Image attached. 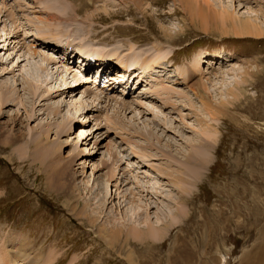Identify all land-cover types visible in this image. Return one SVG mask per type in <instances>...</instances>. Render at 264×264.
Instances as JSON below:
<instances>
[{
  "label": "rangeland",
  "instance_id": "1",
  "mask_svg": "<svg viewBox=\"0 0 264 264\" xmlns=\"http://www.w3.org/2000/svg\"><path fill=\"white\" fill-rule=\"evenodd\" d=\"M0 2V20L14 19L13 27L0 24V88L11 95L0 102V264H252L264 244V36L223 34L213 18L192 24L172 0L7 2L17 10ZM209 2L258 19L264 31V0ZM51 9L64 22L51 27ZM203 24L211 30L202 31ZM49 31L67 33L80 50L134 56L132 89L99 99L78 56L31 54L29 46L47 41ZM11 32L18 43L8 41ZM157 54L162 58L144 74L139 66ZM33 65L43 69L36 79ZM246 70L259 74L247 79ZM22 74L38 87L36 97L22 86ZM198 83L212 104L225 103L219 122L192 92ZM191 155L209 159L204 171L185 162ZM164 170L183 175L193 191L181 194ZM176 212V224L159 240L148 230L142 241H127L124 232L111 245L101 232L135 225L145 231L159 215Z\"/></svg>",
  "mask_w": 264,
  "mask_h": 264
},
{
  "label": "bare ground",
  "instance_id": "2",
  "mask_svg": "<svg viewBox=\"0 0 264 264\" xmlns=\"http://www.w3.org/2000/svg\"><path fill=\"white\" fill-rule=\"evenodd\" d=\"M6 1V0H5ZM173 2H174V4H178L179 6H183L182 8H184L185 9V13H187V16L189 17V20H190V22L193 24V23H195L196 21H198V19L199 20H201V22H206V21H208V19H211V18H213L212 20H213V22H214V24L216 25V27L215 28H218L219 30H221V31H219L218 29H216V30H218L219 32H222L223 34H234L235 36H237V37H257V38H260L261 36L263 37L264 36V31H263V27H261L260 26V24H258V19H254V20H252V17H249V18H245L244 19V17L243 18H241L240 16H236L235 15V13H232L228 8H226V7H222V8H218V10H216V8L214 9L211 5H210V2H209V0H172ZM4 2V1H3ZM144 2H150L151 4H153V5H155L156 4V0H140V3H139V5H141L142 6V4H144ZM178 2V3H177ZM4 3H6V2H4ZM3 3V4H4ZM142 3V4H141ZM195 7H197V9H195ZM11 8V7H10ZM140 8V7H139ZM74 9V8H73ZM46 10V9H45ZM44 11V10H43ZM188 11V12H187ZM196 11H199V12H196ZM10 12V11H9ZM12 12V11H11ZM82 12V11H81ZM14 13V12H13ZM54 12L52 11V9H51V14H50V20H51V22H50V24H51V27L53 26V22H64L62 19H60L59 18V16H57L56 14H53ZM68 13V12H67ZM174 15L176 14V11L173 13ZM213 14L215 15L214 17H213ZM163 15L161 14L159 17H162ZM19 19V18H18ZM49 19V18H48ZM38 20L40 21L41 19H39L38 18ZM46 20H47V18H46ZM45 20V21H46ZM66 20V19H65ZM37 21V20H36ZM45 21H43V23L45 22ZM31 23V22H30ZM35 23V22H34ZM67 23V22H66ZM33 24V23H32ZM31 24V25H32ZM40 24V23H39ZM39 24H37V25H39ZM210 24H212V23H210ZM209 24V25H210ZM47 25H48V22H47ZM43 26H44V24H43ZM42 26V27H43ZM62 26H64V24H62ZM212 26V25H211ZM211 26H208V25H205V24H203L202 26H201V30L202 31H204V32H209L210 30H211ZM45 27V26H44ZM44 27L42 28V29H44ZM47 27V26H46ZM49 27V26H48ZM50 27V28H51ZM61 27V26H60ZM66 27V26H65ZM39 29H41L40 27H39ZM213 29V28H212ZM29 30V29H28ZM45 30V29H44ZM43 30V31H44ZM60 30V29H59ZM59 30H58V32H59ZM42 31V32H43ZM51 31H54V30H51ZM51 31H49L50 33H51V36H50V34H47V32H46V34L45 35H40L39 36V38L41 37V38H43L44 36H47V35H49L50 36V38L49 37H47V38H45V40H47V41H45L44 42V38H43V41H39V39H38V42H37V40L35 41V46L33 45L32 47H31V45L29 46V51L31 52V54H33V55H37L39 52H41V51H39L40 49L42 50V49H44L45 51H53L52 53L53 54H55L56 52H58V51H60V50H63L62 49V45L63 44H65L66 46H65V50L67 49V47L69 46V44L71 43V41L69 40V42L70 43H64V37L67 35V33H64L63 32V34L61 33V35H60V33H59V35H58V33H57V31L55 32V33H53V32H51ZM25 33V32H24ZM15 34H17V33H15ZM27 37L26 38H28L29 36H30V34L29 35H26ZM170 40L171 39H173V37H170L169 38ZM9 40V39H8ZM51 40V42L53 43L51 46H49L48 45V41H50ZM7 42V41H6ZM34 42V41H33ZM20 44V43H19ZM58 48V49H57ZM78 49V48H77ZM82 49V48H81ZM76 50V49H75ZM79 52V54L80 55H78V58H81V57H83V59L81 60V62H85V64H86V61H85V59L84 58H87L88 56H89V54H92L95 58H102V59H111V60H115V63H117L118 64V66H114V67H109V69L111 70V72H112V76H113V74H114V72L117 74V72L118 71H121V72H123L122 73V75L120 76L119 75V77H120V79H117V77H114V81H116L117 83H119L120 82V84H121V86L123 87V86H126V87H128V85H129V75L132 73H134L135 72V68L134 67H137V65H139L138 64V62H137V60H135V58L134 57H132V58H130V60L128 59V61L126 60V61H123L122 59H116V58H113V55H111L110 53H107V52H103V51H97V50H95V49H87V50H84V49H82V50H79L78 51ZM28 53V52H27ZM42 53V52H41ZM72 54H73V57L75 56L76 57V53L77 52H71ZM69 55V54H68ZM56 57V56H55ZM165 57V56H164ZM162 58V55L161 54H157V56H155V57H153L151 60H149L148 61V59H146L145 60V64L143 65V61H144V59L142 60V65L143 66H139L141 69H143L142 71H143V73L144 72H147V73H150L149 72V70H151V68L153 69L154 67H153V65H155V64H157V61H159L160 59ZM168 58V56H166L165 57V59H167ZM69 59V56H67V58H66V60H68ZM74 59V58H73ZM124 59V58H123ZM19 60V59H18ZM49 60V59H48ZM64 60V59H63ZM63 60H60V59H58V62H60V61H63ZM53 61H55V59H54V57H53ZM52 61V57H51V63H55V64H57V62L55 61V62H53ZM19 62V61H18ZM21 62V61H20ZM23 62V61H22ZM64 62V61H63ZM81 62H80V64H81ZM60 63H62V62H60ZM67 64V63H66ZM20 66V64L18 65V67ZM88 66H90V65H88ZM133 67V68H132ZM25 68V67H24ZM23 68V69H24ZM69 69V68H68ZM90 68H86V70H89ZM41 70H43L42 69V67H38L37 65H33V66H31V68H30V70H28L29 71V75H31L32 77H35L34 79H36V77L38 78V76H39V74H41ZM66 70V69H65ZM128 71V72H127ZM130 71V72H129ZM24 72V71H23ZM188 78H190L193 74H194V72L192 71V70H188ZM85 73L86 74H84L83 75V78H84V80H85V82H86V80H88L89 81V83H92V78H91V75H89L86 71H85ZM25 74H26V72H25ZM24 74V75H25ZM118 74H121V73H118ZM129 74V75H128ZM145 74V73H144ZM244 74L247 76V77H245V78H247L248 79V77L249 78H252V77H257L258 76V71L257 72H255V71H250V70H246L245 72H244ZM89 75V76H88ZM28 76V75H27ZM26 76V77H27ZM136 76H138V75H136ZM24 76H23V74H22V77L21 78H23ZM30 77V76H29ZM125 77H127L125 80H124V78ZM27 79H28V77H27ZM34 79H32V81L34 80ZM191 79V78H190ZM21 80H24V82L23 81H21L22 82V86H24V87H26V86H29V85H33L34 83L32 82V84L28 81H25L26 80V78H23V79H21ZM30 80V79H29ZM159 80V79H158ZM157 80V81H158ZM242 81V80H241ZM247 82H249L248 80H246V81H244V82H241V83H247ZM4 83V82H3ZM3 83H1V84H3ZM88 83V82H87ZM160 83V85H159V87H161L162 86V81L161 82H159ZM4 84H6V83H4ZM119 84V85H120ZM156 84V83H155ZM240 84V83H239ZM238 84V85H239ZM108 85V86H107ZM111 85H113V84H106V87L108 88V89H110V90H114L115 89V86H116V84L115 85H113V86H111ZM118 84H117V87H116V89L118 88V86H119ZM164 85V84H163ZM2 86H5V85H1V88L0 89H2V90H0L1 92H0V95H3L1 98H0V102H1V104H2V106L5 104V103H7V101H9L10 100V97H11V95H10V97L8 96L9 95V90H6L7 89V87H3L2 88ZM76 86V85H75ZM158 86V85H157ZM156 86V87H157ZM71 87H73V85L72 86H70V88ZM29 88V91L30 90H32V91H34L35 90V92H32V95L31 96H33V97H36V91L38 90V87H35V86H29L28 87ZM68 88V87H67ZM66 88V89H67ZM69 88V89H70ZM91 89H92V91L94 90V91H96V90H98V91H100L101 93H100V95H98V94H96V96H97V98H99L100 99V97H101V95H103L104 94V92H102L101 90H103L104 91V87L103 88H101V87H96L95 85L94 86H92V87H90ZM139 88V87H138ZM137 88V89H138ZM25 89V88H24ZM96 89V90H95ZM107 89V90H108ZM161 89L162 90H165V88L164 87H161ZM167 89V88H166ZM208 88L205 86V84L204 83H198V84H195L193 87H191V90H192V92H194V94L196 95V97H198V99L200 100V102H201V104H202V107L204 108V111H206L205 113H208V115H210L211 116V118H213V119H217V122H219L218 121V119L220 118V117H225V116H227V113L226 112H228V111H226V110H224V109H222V108H220V107H223L224 105H225V103H220L219 105L220 106H217V105H214V104H212L211 103V101H210V99H209V95H208V91H206ZM6 90V91H5ZM232 90V89H231ZM5 91V92H4ZM58 92H60V91H57L55 94H57ZM108 92V91H107ZM107 92H105L107 95H108V93ZM234 92H235V90H234ZM31 93V92H30ZM51 94L52 92L51 91H49L48 92V94ZM96 93H99V92H96ZM152 93V92H151ZM240 93H242V92H240ZM90 95H92L93 93H89ZM237 94H239V93H237ZM52 95V94H51ZM50 95V96H51ZM28 96V95H27ZM43 96V95H42ZM33 97H31V98H33ZM170 97V96H169ZM29 98V97H28ZM94 98V97H93ZM235 98H236V95H235ZM31 100V99H30ZM170 100V99H169ZM236 100H240V98L239 97H237L236 98ZM32 102V101H31ZM53 109V108H52ZM54 111V115H56L59 111H58V108L57 109H55V110H53ZM59 114V113H58ZM233 118V117H232ZM231 118V119H232ZM233 120H235L236 122H237V119H233ZM203 129V128H202ZM48 131H50L49 129H48ZM47 131V132H48ZM207 130H202V132H206ZM209 131H207L206 133H208ZM83 136H85V135H82L81 137H83ZM34 148H35V146L38 144H40L39 143V140H35L34 142ZM153 144V143H152ZM152 144H150L149 145V142H148V146H152L153 147V145ZM144 146V145H143ZM147 147V146H146ZM37 148V147H36ZM35 148V149H36ZM145 148V147H144ZM143 148V149H144ZM38 149V148H37ZM140 150H142V148L140 149ZM144 151H146V148H145V150ZM192 154H195V153H192ZM147 155V154H146ZM167 156V155H166ZM206 156V155H205ZM49 157V156H48ZM143 157V156H142ZM168 157H169V155H168ZM167 157V158H168ZM144 158V157H143ZM148 158V157H147ZM172 157H170L167 161H169L170 159H171ZM146 159V158H145ZM144 159V160H145ZM174 161H176V160H174ZM173 161V162H174ZM51 162V161H50ZM171 161H169L168 163H170ZM185 162L186 163H189L190 165H193L194 167H197V166H201L200 167V172H202V171H204L203 169L205 168L206 169V165L208 164V162H210L209 161V159H203V161L202 160H200V159H195L192 155L188 158V160H185ZM175 163H178V161H176ZM58 165V164H57ZM167 167H169V168H167V169H172L171 168V164H167L166 165ZM179 166V165H178ZM209 166V165H208ZM164 174L165 175H167V177H169L170 179H172V181H173V184H175L176 186H177V188L179 187V189H182V191H183V193H181V194H183L184 195V193H185V196H186V194H189V193H191L192 191H193V189H191V188H184V184L186 183H181L182 181H181V179L184 177L183 175H180V177L179 178H181V179H177V178H174V177H172V175L174 174V172L173 171H165L164 170ZM114 175V174H113ZM109 176V175H108ZM111 177H112V175H110ZM110 178V177H109ZM114 178V177H113ZM188 183V182H187ZM180 184V185H179ZM188 184H190V183H188ZM187 184V185H188ZM190 185H192V186H194L193 184H190ZM189 186V185H188ZM192 188H194V187H192ZM101 191H104L103 189H101ZM183 197V196H182ZM134 200V199H133ZM178 212H176L174 215H172V213H169L168 215H166V217H165V221L164 220H161L162 219V216L161 215H159V218H157V226H150V225H148V224H145V226H146V228H145V231L144 230H141V229H139L138 227H136V225L133 227V228H128V229H126L125 231H123L121 228H119L120 230H117L116 232H107L106 230H102L101 232H105V236L106 237H104V238H106V240L108 239V241L110 242V244L111 245H113L112 243L114 242V241H116L117 239H119L120 237H121V235L125 232L127 235H130V237H127L126 238V240L128 241V240H131V239H135V240H143L144 238H147L148 237V230H150L151 232V234H153V233H155V235H150L151 237H153L154 236V240H159L160 239V237H163V236H165V230H168L169 228H171V227H173V224H176L174 221H172V220H174V217H177L178 215ZM177 215V216H176ZM141 215H139V214H135L134 213V215H133V218H137V217H140ZM180 216V215H179ZM133 218H131L130 220H131V223H132V220H133ZM166 218H168V219H166ZM180 218V217H179ZM90 220L93 222L94 221V219L92 218V217H90ZM130 220H128V221H126L127 223L130 221ZM164 221V222H163ZM155 224V223H154ZM129 225V224H128ZM146 229H147V231H146ZM144 235V236H143ZM125 240V241H126ZM246 260V259H245ZM248 260H251V262H252V264H261V263H263L264 264V244L263 245H261L257 250H256V252L254 253V255H252L251 256V258L250 259H248ZM10 263H12V262H10ZM10 263H8V264H10ZM246 263V262H245Z\"/></svg>",
  "mask_w": 264,
  "mask_h": 264
}]
</instances>
